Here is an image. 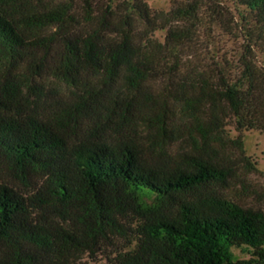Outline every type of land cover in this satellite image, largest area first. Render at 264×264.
I'll return each instance as SVG.
<instances>
[{
    "label": "trees",
    "instance_id": "trees-1",
    "mask_svg": "<svg viewBox=\"0 0 264 264\" xmlns=\"http://www.w3.org/2000/svg\"><path fill=\"white\" fill-rule=\"evenodd\" d=\"M236 1L255 24L248 28L240 75L232 78L220 66L186 67L177 47L191 32L171 27L196 16L192 5L165 18L170 27L161 44L152 38L158 17L141 0L119 6L113 0H0V61L9 68L24 65L0 82V160L26 186L35 174L43 176L25 196L0 173V264H76L112 237L136 241L112 264H264V193L245 180L262 173L246 154L243 137L244 131H264V68L252 59L253 46L264 52V0ZM51 62L53 74L79 90L76 111L105 106L101 98L118 83L129 91L159 79L167 84L159 93H145L151 111L138 117L140 124L123 122L132 102L122 105L123 112L121 92L113 95L105 107L121 113L117 141L98 140L106 126L94 131V139L69 145L26 98L39 92L36 79ZM88 75L98 84L92 86ZM230 125L238 132L234 138ZM174 143L182 145L173 167L144 158L145 145L162 150ZM236 182L251 188L262 206L214 191ZM142 192L165 206L142 202ZM49 208L73 227L34 219L36 211ZM132 216L139 219L135 226L128 223ZM242 247L251 257L235 260L232 249Z\"/></svg>",
    "mask_w": 264,
    "mask_h": 264
},
{
    "label": "rangeland",
    "instance_id": "rangeland-1",
    "mask_svg": "<svg viewBox=\"0 0 264 264\" xmlns=\"http://www.w3.org/2000/svg\"><path fill=\"white\" fill-rule=\"evenodd\" d=\"M146 2L153 13L156 14L160 22L159 28L152 33V38L161 44L167 41V35L170 26H164L166 23L165 18L168 19L170 13L178 7H186L192 5L197 10L196 16L184 17L175 20L171 29H187L191 32V38L183 45L178 46L177 49L181 51L186 67L190 68L193 65L216 67L220 66L235 78L240 75L242 70V60L248 54L246 52L249 44L248 28L254 26L252 21V14L250 10L240 5L236 0H141ZM130 2L133 4L135 0H113V3L119 6L122 3ZM251 19H250V18ZM254 58L253 61L259 67L264 68V52L261 49L253 46ZM51 67L45 68L42 75L36 79V84L39 86V92H27L26 98L29 101L30 109L35 112L36 116L49 125L59 134H61L69 145L75 144L84 137L93 138L94 131L107 127L105 136L98 139L113 143L118 139L116 126L122 120L126 125L130 124V120H137L140 124L138 117L143 114L149 113V107L145 101L146 92H161L165 85L166 80L159 79L145 85L142 89L136 91L126 90L121 83L110 88L107 93H104L100 102L109 106L113 95L120 91L122 98L121 106L123 112L125 106L128 107V101H131V115L123 116L120 119V111L117 114L112 113L111 107L107 109L104 105L92 106L81 111L74 110V104L79 101L80 92L75 87L63 82L60 78L53 74ZM24 65L15 63L11 68L9 65L0 61V82L5 77H11L18 73ZM22 70V69H21ZM87 80L93 86L98 84V78L93 75H88ZM99 103V101H98ZM97 103V104H98ZM102 104V103H101ZM114 105V103L112 102ZM100 105V104H99ZM137 130L147 139V132L144 127L137 125ZM227 131L229 135L234 138L238 132L233 126H228ZM244 146L245 152L250 156L253 161L257 163V167L262 174L249 175L245 177L247 184L253 189L258 188L259 191L264 193V131H244ZM94 139V138H93ZM180 143H174L173 146L164 147L162 150L159 147L145 145L146 151L144 158L149 165L153 166H168L173 167L175 154L181 148ZM168 153L167 158H163ZM0 173L5 181L9 182L17 191L27 196L33 192L43 181L41 174L32 176V184L26 186L22 181L18 180L10 163L6 160H0ZM244 189L238 182L232 183V187H216L214 191L218 196L226 197L235 200L245 206L260 207L262 203L259 201L260 197ZM208 194V193H207ZM139 199L150 205L165 206L162 199L158 200L155 196L142 192L138 194ZM190 198L197 199L195 194L190 195ZM130 217L129 222L133 226L139 221ZM34 219L41 221L45 224H61L67 228L73 227L70 220L62 219L54 209H45L44 211H36ZM136 241L129 243L128 239L122 237H112L107 240L101 249L95 255H85L76 264H112L116 254L135 247ZM235 260H248L251 257L250 250L246 247L233 248Z\"/></svg>",
    "mask_w": 264,
    "mask_h": 264
}]
</instances>
